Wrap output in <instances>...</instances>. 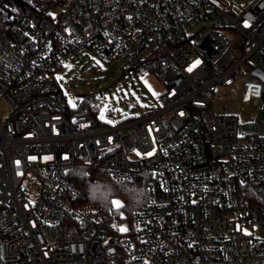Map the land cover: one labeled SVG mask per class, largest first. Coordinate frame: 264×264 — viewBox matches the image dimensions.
Wrapping results in <instances>:
<instances>
[{
  "label": "built area",
  "instance_id": "obj_1",
  "mask_svg": "<svg viewBox=\"0 0 264 264\" xmlns=\"http://www.w3.org/2000/svg\"><path fill=\"white\" fill-rule=\"evenodd\" d=\"M31 2L32 51L0 31V264H264V0ZM100 64L157 102L104 114ZM78 167L144 175L145 206L80 204Z\"/></svg>",
  "mask_w": 264,
  "mask_h": 264
},
{
  "label": "trees",
  "instance_id": "obj_2",
  "mask_svg": "<svg viewBox=\"0 0 264 264\" xmlns=\"http://www.w3.org/2000/svg\"><path fill=\"white\" fill-rule=\"evenodd\" d=\"M36 10L31 0H0V31L22 51L33 50L32 21ZM80 190L79 203H96L106 210L119 199L129 215L146 203V177L139 175L130 183L115 182L106 172L99 171L89 180L87 169L78 167L71 174Z\"/></svg>",
  "mask_w": 264,
  "mask_h": 264
},
{
  "label": "rangeland",
  "instance_id": "obj_3",
  "mask_svg": "<svg viewBox=\"0 0 264 264\" xmlns=\"http://www.w3.org/2000/svg\"><path fill=\"white\" fill-rule=\"evenodd\" d=\"M252 1L253 0H209L207 8L212 9L216 6L224 11H230L233 5H240L242 2L250 4ZM216 16L217 14L214 13V17ZM100 66L102 71L95 75L96 78L102 77L107 79L105 85L107 89L104 93L106 99L104 100L101 111L104 114H106V110L111 107L112 104L110 100L112 99L116 102V109H119L127 116L137 115L146 107L157 102L159 93L163 90V85L155 74L146 75V69L143 67L136 69L134 72H127L125 75H123V72L116 74V67L103 64H100ZM87 70L88 68L86 67L85 71ZM71 77H73L70 81L72 85H84L88 81V78L78 80L74 74L71 75ZM123 99H125L126 102ZM227 111L235 110L228 107ZM256 111L257 108L251 105L245 106L243 109L238 108L236 113L241 119L248 120ZM260 117H264V110H260ZM94 179L95 175L93 180ZM89 180L91 181L90 177ZM115 201H119L122 205L121 200L116 199Z\"/></svg>",
  "mask_w": 264,
  "mask_h": 264
},
{
  "label": "snow or ice",
  "instance_id": "obj_4",
  "mask_svg": "<svg viewBox=\"0 0 264 264\" xmlns=\"http://www.w3.org/2000/svg\"><path fill=\"white\" fill-rule=\"evenodd\" d=\"M200 63V61L199 60H197L196 62H195V64L193 65V67H195V65L196 64H199ZM192 69L191 68H189V71H191ZM101 119H103V113L101 114ZM152 153H148V155H151ZM138 155H139V153H138ZM112 204H113V206L118 210L120 207H122V205L120 204V202L119 201H115V200H113L112 201ZM121 231H126V229H124V228H121L120 229Z\"/></svg>",
  "mask_w": 264,
  "mask_h": 264
},
{
  "label": "water",
  "instance_id": "obj_5",
  "mask_svg": "<svg viewBox=\"0 0 264 264\" xmlns=\"http://www.w3.org/2000/svg\"><path fill=\"white\" fill-rule=\"evenodd\" d=\"M254 74L258 77H260L264 81V71L261 69L254 70Z\"/></svg>",
  "mask_w": 264,
  "mask_h": 264
}]
</instances>
